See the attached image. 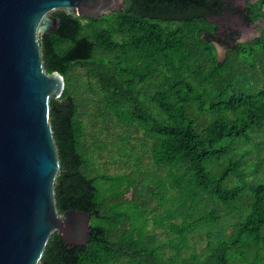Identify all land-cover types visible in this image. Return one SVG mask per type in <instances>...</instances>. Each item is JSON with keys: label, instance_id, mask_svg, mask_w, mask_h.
I'll list each match as a JSON object with an SVG mask.
<instances>
[{"label": "trees", "instance_id": "16d2710c", "mask_svg": "<svg viewBox=\"0 0 264 264\" xmlns=\"http://www.w3.org/2000/svg\"><path fill=\"white\" fill-rule=\"evenodd\" d=\"M227 10L255 22L264 0L242 9L225 0H126L97 19L53 13L57 26L39 42L44 68L65 82L49 100L55 203L92 215L86 244L51 234L46 264H264V28L244 42L216 37L208 17ZM213 39L227 47L222 59ZM88 105L106 129L122 130L123 148L141 130L164 174L99 171L102 141L88 138ZM145 179L161 209L150 217L139 200Z\"/></svg>", "mask_w": 264, "mask_h": 264}, {"label": "water", "instance_id": "95a60500", "mask_svg": "<svg viewBox=\"0 0 264 264\" xmlns=\"http://www.w3.org/2000/svg\"><path fill=\"white\" fill-rule=\"evenodd\" d=\"M225 1L242 9L255 0ZM125 3L0 0V264H46L42 256L54 231L67 244L88 241L92 213L59 212L55 203L60 161L49 100L61 95L65 82L61 73L44 68L39 35L57 26V11L97 19L121 11ZM216 24L215 36L231 42L246 31L238 11H225Z\"/></svg>", "mask_w": 264, "mask_h": 264}, {"label": "rangeland", "instance_id": "374dc122", "mask_svg": "<svg viewBox=\"0 0 264 264\" xmlns=\"http://www.w3.org/2000/svg\"><path fill=\"white\" fill-rule=\"evenodd\" d=\"M264 28V19L260 17L255 22H246V31L244 36L236 42H244L251 40L255 36L259 35L261 29ZM217 48V56L222 59L226 53V45L219 44L214 41ZM83 81L86 83L87 80L83 77ZM93 84V83H92ZM88 97L91 99H99V95L94 93V91H88ZM86 114L84 117L86 123V131L88 133V138L92 137L91 140L97 137L101 139L102 143L97 147V154L93 158L94 165L99 171L105 174H116V173H129L137 168L142 171H147L148 174H155L156 171L160 170V173L164 174V168H158L150 158V152L148 150V139L144 138L143 132L140 130L132 135L130 143L125 148L120 142L119 134L121 136L122 130L117 127L112 129H106L101 123V119H96L93 115L94 107L93 105H88L85 109ZM97 121V123H96ZM136 157L139 159V165H135ZM155 184L145 179L139 185V200L141 201L143 207L148 211L147 214L152 215L157 212H161V209L154 208L155 203L158 201L157 198L152 196V191ZM128 195V194H127ZM151 223V222H150ZM149 223V224H150ZM151 225V224H150ZM158 237L162 238L163 235L158 233ZM198 238V237H197ZM199 241V239H198ZM165 254L169 253V250L165 248Z\"/></svg>", "mask_w": 264, "mask_h": 264}, {"label": "flooded vegetation", "instance_id": "af4514ba", "mask_svg": "<svg viewBox=\"0 0 264 264\" xmlns=\"http://www.w3.org/2000/svg\"><path fill=\"white\" fill-rule=\"evenodd\" d=\"M221 16H222V14L221 15H218V16H209L208 19L211 20V21H213L216 24L217 18L218 17H221Z\"/></svg>", "mask_w": 264, "mask_h": 264}]
</instances>
